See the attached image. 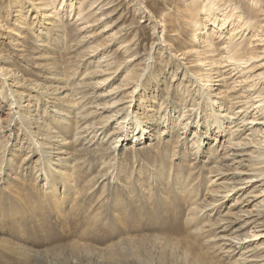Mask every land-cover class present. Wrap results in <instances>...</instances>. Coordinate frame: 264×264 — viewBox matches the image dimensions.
Returning a JSON list of instances; mask_svg holds the SVG:
<instances>
[{
    "label": "rangeland",
    "instance_id": "obj_1",
    "mask_svg": "<svg viewBox=\"0 0 264 264\" xmlns=\"http://www.w3.org/2000/svg\"><path fill=\"white\" fill-rule=\"evenodd\" d=\"M263 121L264 0H0V264H264Z\"/></svg>",
    "mask_w": 264,
    "mask_h": 264
},
{
    "label": "bare ground",
    "instance_id": "obj_2",
    "mask_svg": "<svg viewBox=\"0 0 264 264\" xmlns=\"http://www.w3.org/2000/svg\"><path fill=\"white\" fill-rule=\"evenodd\" d=\"M63 6V5H62ZM112 8V7H111ZM79 11H83L82 9L80 10L79 9ZM116 12V11H115ZM111 14V13H110ZM109 14V15H110ZM103 19V17L101 18V20ZM231 45V44H230ZM211 55V54H210ZM245 52L243 51V49L240 47V44H238L237 46H233V49H232V51L231 52H228V54H227V60H230V61H235V62H237L238 60L239 61H242L243 59H246L245 57ZM260 123H262V124H264V121L263 122H260ZM264 150V147H262V150H261V152ZM260 157H264V154H260L259 155ZM263 161H264V158L262 159ZM263 232V231H262ZM261 231L260 232H258L257 233V236H256V238L255 239H260V238H262V237H264V233H262ZM197 246V245H196ZM195 246V247H196ZM194 249V248H193ZM199 264H205V261H204V259L203 258H201L200 260H199Z\"/></svg>",
    "mask_w": 264,
    "mask_h": 264
}]
</instances>
